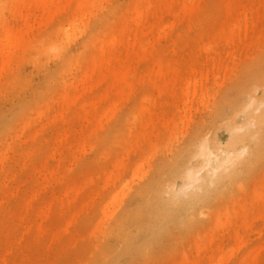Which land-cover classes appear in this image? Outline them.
<instances>
[{"label":"rangeland","instance_id":"rangeland-1","mask_svg":"<svg viewBox=\"0 0 264 264\" xmlns=\"http://www.w3.org/2000/svg\"><path fill=\"white\" fill-rule=\"evenodd\" d=\"M134 1H106L111 10L103 23L99 22L98 31L94 35L78 32L59 55L43 51L52 40L61 42L62 34L53 26L38 29L44 16L38 0H5L4 5L0 4V44L4 33L11 30L22 37L33 29V39L37 38L29 47L21 46L10 53L9 68L0 71V264H87L90 257L93 260L89 264H103L104 253L97 254L100 237L96 231L104 216L106 199L120 190L123 179L132 180L133 169L143 162L152 134L162 129L166 115L178 119L181 141L197 128L212 133L213 148L223 162L216 173L222 172L223 180L229 179L228 173L238 161L236 157L227 162L224 150L246 156L242 144L232 148L229 143L236 134H246L250 116L264 110V20L260 12L264 0H203L195 13L181 15L168 39L154 41L150 55L129 61L136 69L135 86L111 125L98 127L94 123L89 129L88 123L96 116L82 110L90 112L101 98L109 101L114 97H109V80L99 78V61L94 62L97 43L110 32L123 30L124 37L114 45L115 56L110 61L113 66L119 65L133 51L146 46L136 41V31L148 28L161 15L168 20L165 0H154V7L146 10L143 20L133 23L132 10L144 0ZM234 22L240 25L233 39H229V29L222 30L225 23L229 26ZM57 24L68 26L65 20ZM208 41L217 44L215 52L204 50L203 44ZM1 47L0 54L6 53L0 55V64L8 60L7 50ZM171 54L181 56L173 64L181 65L184 71L188 62L198 70V77L209 75V84L217 93L208 108L198 103V98L187 99L186 84L180 81L179 73L174 76L176 80H150L149 71L157 59L165 57L168 61ZM191 54L200 56L198 63L187 58ZM74 58L78 62L68 63L63 69L65 62ZM214 58L230 69V75L214 64ZM175 87L179 88L177 92ZM70 94L77 95L75 104L68 103ZM147 98L157 100L155 120L152 123L146 117L132 128L131 138L128 130L122 129L133 107L148 105ZM244 104L247 110L230 120L232 112ZM184 114L186 122L182 124ZM112 126L115 128L109 132ZM92 128H96V133L90 139ZM259 156L263 159L256 166L248 164L237 172L234 184L223 192L222 198L216 199L214 193L209 208L194 225L183 232L174 228L170 242L159 236L158 242L163 244L150 249L145 257L139 255L142 250L137 251L132 245V256L125 264H264V148ZM216 163L214 158L215 166ZM117 166L119 174L110 180L109 175L113 170L117 173ZM138 179L131 182L141 185L146 178ZM70 191L73 192L69 194ZM109 249L110 245L106 246V252Z\"/></svg>","mask_w":264,"mask_h":264},{"label":"bare ground","instance_id":"bare-ground-1","mask_svg":"<svg viewBox=\"0 0 264 264\" xmlns=\"http://www.w3.org/2000/svg\"><path fill=\"white\" fill-rule=\"evenodd\" d=\"M106 1L108 2L109 0H38V5L42 8L44 15L42 18H40L41 21L39 23L38 29L41 30L43 28L46 29L50 26H53L55 27V31H60L62 34L61 42L52 40V42H50L43 51L48 54L59 55L66 49V46L73 40L78 32H91L92 35H94V33L98 31L99 25H101L106 19L108 15L107 11L111 10L109 9V6L105 5ZM187 1L188 0H165L168 20H165V17H161V15L156 21H153L147 25L148 28L143 29L140 32L136 31V41L140 45L145 44L146 46L140 51H133L130 55L125 57L119 65L113 66L111 65L110 61L111 58L115 56L114 45L121 43L124 37L123 30L118 31L117 33L110 32L111 34L107 35L104 39L97 43L96 58L94 62L99 61V78L104 77L106 80H109V84L111 86L109 97L112 95L114 97L108 99L109 101H107L105 98H101L99 103L95 104V108L93 107V110L90 112L82 110V112L86 115L89 114V116L92 117L94 115L96 116V118L94 116V120L92 119V121L88 123L89 129L94 126V123H96V126L98 124V127H109L111 125V120L117 115L119 107L123 104L125 98L131 96V90L133 89V86H135L134 79H136L137 75L136 69L129 65V61H137L144 56L150 55L153 49L152 47L155 44L154 41L158 38L168 39L170 36V31L174 29L177 23L181 20V15H190L195 13L203 0H190L189 4H187ZM0 4L4 5L5 0H0ZM154 4V0H144V2L142 1L141 3H138L135 6L134 11L132 10L133 14H131L132 16L130 17L131 21L133 23L142 21L143 17L146 15V10L152 9ZM203 10H205V8ZM260 12L262 13L261 20H264V3L263 8L260 9ZM27 15L26 17H28ZM245 18L247 19L246 13ZM64 20L68 23L67 28L63 25L58 26L57 24L58 22L61 23V21ZM99 22L101 24H99ZM236 22H238V20ZM236 22L230 24V27L228 24L223 23L224 28L222 31L225 29L227 30V28L229 29V39H233L237 33L236 29L240 24ZM29 26H31V24L27 27L29 28ZM254 26L257 27V24L254 23ZM200 27L202 26L200 25ZM260 32L262 33V30ZM16 33H14L13 30L6 31L3 38H1L2 44L0 45H3L4 50H7L8 54V60L4 59L3 61V58L1 60L3 61L2 64H0L2 66V70H0L1 72L7 70V68L10 66V53H13L21 46L29 47L32 42L37 39H33V29L30 30V33H26V36H24L22 32H18L19 35H23L22 37L18 36ZM213 43H215V41H208L204 43V50L215 52L214 47L217 44ZM93 47L95 46L93 45ZM1 49L2 47L0 48V52ZM2 52L3 54L1 53L0 55H4V53H6L4 51ZM179 57L181 56L171 54V57L168 58V61L164 59L165 57H159L157 59L156 65H154L149 71L150 80L159 78L176 80L174 76L178 75L179 73L180 81H183L186 84L185 94L187 95V99L191 98L192 101V99L194 100L198 98V103H201L206 108H208L211 103V98L217 93V91L212 90V86L209 84L211 78L209 75L198 77V70L193 65H189L188 62L184 65L186 67L185 71L181 69V65H174L173 62L180 60ZM199 57L200 56L194 57V55L191 54L187 58L195 60L198 63ZM77 62V58L71 59V61L65 62L63 69H66L69 65L75 64ZM68 63L70 64L67 65ZM214 64L224 68L226 73L228 72L230 75V69H227V67L220 62H216L215 58ZM178 89V87H175V92H177ZM158 92V95H160L159 90ZM69 96L70 97L67 99L68 103L75 104L78 99L77 95L70 94ZM262 99L264 100V98ZM252 101L254 103V100ZM252 101L249 103V106L244 104L237 107L230 115V120L233 119L236 113L244 112L246 106L247 108L252 107ZM147 103L148 105L142 108L136 109L133 107L134 109H132V113H130L127 123L122 129L128 130L131 138L134 137L132 128H137L138 124L146 117L148 118L149 122L153 123L155 120L156 114L154 109L157 106V100L147 98ZM190 107H192V104ZM189 109L191 108H188V111ZM184 110L185 113H187V109L185 107ZM189 119H191V117H189ZM185 122L186 114H184V118H181L180 123L184 124ZM178 124L179 121L176 119V117L174 119L169 115H166L163 119L162 129L156 134H152L151 144L149 147L150 149H148L147 153L143 156V162H140L133 169L134 171H132L131 181H134L135 178H139L138 180L146 178L142 182L143 184L135 185L136 183H132L130 178L123 179L120 182V190H118L119 192L116 191L117 193H111L110 197L106 199V201H108L107 204L111 205V208H109V205L107 204L104 205L105 207L103 206L104 208L102 209V212L104 216L100 225L98 226V231H96L100 237V246L97 248V254L99 255L100 252L102 254L104 253V256H102L103 264L127 263V261L132 256L130 251L132 245L133 247H137V251L142 250L141 252L139 251V255L145 257L149 253L150 249L156 248L158 244L159 246L163 244V242H158L159 236H163V241L166 239L170 242V237L174 228H177L180 232H183L189 228V226L194 225L198 219V216L203 213L204 210L209 208L210 199L214 193L217 195L216 199L222 198L225 194L223 192L228 191L232 184H234V181L238 176L236 175L237 172H240V170L244 169L248 164H251L252 167L256 166L258 162L263 159V156L259 155L264 148V110H262V112L259 114L250 116L247 121L248 129L246 134H236V137L229 143L232 148L239 146L238 144H242L244 146V151L247 150L246 156L241 157L242 155L240 156L238 153L234 154L233 150L229 152L224 150V152L227 153V157H225L227 162L228 160L230 161V159L233 161L236 157L238 160L232 165V168L228 173V180H223L222 172L216 173L217 170L219 168L221 169V166H223V162H220V159L217 156L218 154L215 153L213 148L214 139L212 138V133L210 131L204 132L203 130L201 131L197 128L192 133H190L186 139L181 141L179 139L180 136H178ZM114 128V126L110 127L109 132H112ZM241 130H243V128H240V131ZM90 131V139H92L95 136L96 128H92ZM183 133L184 132L181 134ZM35 134H37V132ZM114 140H116V138ZM214 158L215 162H217V166L214 165ZM121 164L122 166L124 165V158L122 157ZM116 171L117 173L114 170L111 171L109 175L110 180L113 179L114 175L119 174L120 168L118 167ZM217 190L219 191V194H217ZM72 192L73 191H70L69 194ZM259 194H261L260 197H263L262 193ZM250 202L251 200L248 203L250 204ZM140 243H144V245H141ZM108 245H110V249L108 252H106V246ZM261 247L260 250L262 249ZM230 250L228 249V251ZM252 251L254 252V250ZM196 256L197 255H195V257ZM254 256L255 255H253L252 258H254ZM222 259L223 257H221L219 260L221 261ZM92 260V257H90L87 264L91 263ZM181 260L183 261V259Z\"/></svg>","mask_w":264,"mask_h":264}]
</instances>
